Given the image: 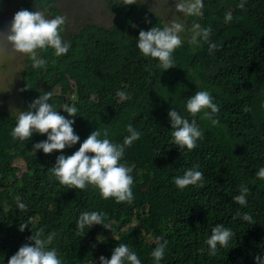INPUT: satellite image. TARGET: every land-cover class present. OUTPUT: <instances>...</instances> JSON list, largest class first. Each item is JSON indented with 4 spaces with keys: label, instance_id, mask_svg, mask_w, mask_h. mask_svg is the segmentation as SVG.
<instances>
[{
    "label": "trees",
    "instance_id": "1",
    "mask_svg": "<svg viewBox=\"0 0 264 264\" xmlns=\"http://www.w3.org/2000/svg\"><path fill=\"white\" fill-rule=\"evenodd\" d=\"M56 2L22 0L16 7H44L54 17L60 14ZM134 2L111 0L113 20L107 27L86 23L66 33L64 25L61 35L70 43L69 51L61 57L51 48L43 51L46 69H33L27 58L21 82L22 89H29L21 92L22 107L26 111L48 91L53 93L49 103L75 106L73 129L80 137L76 145L51 154L34 152L33 144L46 135L14 140L10 133L17 113L0 103V264H7L40 227L46 234L56 233L50 247L58 249L62 264H100L101 256L110 259L122 243L136 252L141 264H156L151 252L159 236L168 241L160 264H256L254 258L264 256V180L256 178L264 167V0H247L243 10L236 7L239 0H204V16L198 22L211 25V40L222 47L210 52L202 43L193 51L185 44L173 53L175 67L163 72L135 50L139 31L163 27L162 19ZM228 11L233 21L226 25ZM199 90H208L219 106L215 118L220 126L197 115L204 138L189 151L172 140L167 114L175 108L191 121L184 105ZM118 91L131 99L121 101ZM245 106L252 111L245 113ZM128 124L141 133L121 161L132 168V203L105 200L92 186L68 189L49 180L58 155H71L96 129L108 128L109 139L122 143ZM17 161L25 170L15 166ZM193 165L204 174L202 185L178 189L174 178ZM241 184L249 188L243 206L234 201ZM18 202L28 211L19 210ZM83 211L106 213L107 229L93 225L81 233L76 221ZM237 211L250 214L255 224ZM22 223L28 224L23 232ZM217 224L234 236L227 247L217 245L211 256L204 241Z\"/></svg>",
    "mask_w": 264,
    "mask_h": 264
},
{
    "label": "clouds",
    "instance_id": "2",
    "mask_svg": "<svg viewBox=\"0 0 264 264\" xmlns=\"http://www.w3.org/2000/svg\"><path fill=\"white\" fill-rule=\"evenodd\" d=\"M246 3L247 0H239L236 7L243 10ZM131 4H135L134 0H127L126 5ZM174 7L184 16L171 22L164 23L162 20L163 27L153 26L147 31L140 30L135 45V50L140 51L143 58H150L149 62L162 69V72L175 67L173 53L185 44L193 46V51L202 43L208 44L210 52L222 47V43L218 44L211 40V25L204 26L198 22V19L204 16V0H177ZM190 17L197 19L192 20ZM223 21L226 25L233 21L231 11L224 14ZM65 24V16L56 15L49 18L44 7L32 11L20 9L13 15L8 29L0 31V56L20 53L29 59L33 69H46L48 61L43 58L41 54L43 51L51 48L56 57H61L69 51L70 43L61 35ZM27 89L29 87L26 85L20 91ZM116 95L121 101L131 99V95L123 91H118ZM52 96L51 91L40 94L39 98L28 105L26 111L16 110V124L10 133L14 140L28 141L34 133L46 135V140L33 144L34 152L37 150H42L45 154L62 152L80 140L73 129L78 109L68 104L57 106L49 103ZM58 107L72 119L59 114ZM184 107L193 117L191 121L175 108L167 115L170 118L172 140L180 148L191 151L197 147V142L204 138L203 130L195 117L200 115V119L210 121L213 127L220 126L219 119L215 118L219 106L214 103L213 96L208 90H199L187 98ZM243 111L248 113L252 109L245 106ZM126 132L128 135L123 142L115 143L109 139L108 128L92 131L80 143L78 150L71 155L60 154L56 157L55 164L49 168V180H56L68 189L84 190L92 186L105 200L113 198L117 203H132L134 200L132 168L121 161L126 147H131L133 142L139 140L141 133L132 124L126 126ZM198 169L199 165H193L185 170L183 175L175 177L174 184L177 188L183 190L188 186L202 185L204 174ZM256 178L264 180V167L258 169ZM248 194L247 185L241 184L234 201L239 205H246ZM17 208L24 212L28 211V206L23 202H18ZM241 215L244 221L255 224L250 214H241L237 211V216ZM105 218L106 213L102 211H83L76 221V227L81 233L86 227L90 228L93 225H103L107 229L108 225L104 224ZM26 227L28 224L22 223L19 230L23 232ZM233 236L231 229L221 224L215 225L211 229L210 237L204 241L208 247V254L216 255L217 245L227 247ZM55 237V232L46 234L45 227L31 231L27 238L29 242L20 246L8 259L7 264H62L58 249L50 247ZM156 241L157 246L151 252V256L156 264H160L168 241L163 236L156 237ZM254 259L256 264H264V256L258 255ZM99 261L100 264H141L136 252L123 243L113 249L110 259L101 256Z\"/></svg>",
    "mask_w": 264,
    "mask_h": 264
},
{
    "label": "rangeland",
    "instance_id": "3",
    "mask_svg": "<svg viewBox=\"0 0 264 264\" xmlns=\"http://www.w3.org/2000/svg\"><path fill=\"white\" fill-rule=\"evenodd\" d=\"M22 1V0H17ZM16 1V2H17ZM140 4L148 6V8L156 12L163 22H171L178 20L184 16L175 10L177 0H137ZM16 2L8 6L4 4L3 12L0 16V31H6L10 26L13 15L18 10ZM56 7L60 10L59 15L66 17L65 31L77 32L81 25L86 23L101 24L110 26L113 16L110 11L111 0H57ZM48 15V14H47ZM49 18L53 15H48ZM27 67V57L20 53L11 56H0V103L1 107L9 105V107L17 113L16 110L25 111L22 107V76ZM16 167L24 169L25 165L21 161H17Z\"/></svg>",
    "mask_w": 264,
    "mask_h": 264
},
{
    "label": "flooded vegetation",
    "instance_id": "4",
    "mask_svg": "<svg viewBox=\"0 0 264 264\" xmlns=\"http://www.w3.org/2000/svg\"><path fill=\"white\" fill-rule=\"evenodd\" d=\"M15 2H16V0H0V16H1V12H3L4 4H7L8 6H11V4H13ZM16 9H17V7H16Z\"/></svg>",
    "mask_w": 264,
    "mask_h": 264
}]
</instances>
